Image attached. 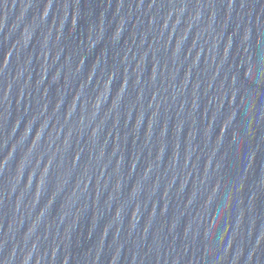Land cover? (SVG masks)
Wrapping results in <instances>:
<instances>
[{
  "label": "water",
  "instance_id": "water-1",
  "mask_svg": "<svg viewBox=\"0 0 264 264\" xmlns=\"http://www.w3.org/2000/svg\"><path fill=\"white\" fill-rule=\"evenodd\" d=\"M0 264H264V0H0Z\"/></svg>",
  "mask_w": 264,
  "mask_h": 264
}]
</instances>
